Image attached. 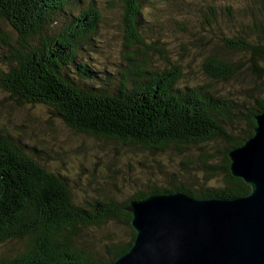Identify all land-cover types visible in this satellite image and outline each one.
Masks as SVG:
<instances>
[{
  "label": "trees",
  "instance_id": "trees-1",
  "mask_svg": "<svg viewBox=\"0 0 264 264\" xmlns=\"http://www.w3.org/2000/svg\"><path fill=\"white\" fill-rule=\"evenodd\" d=\"M200 2L182 4L198 8L206 51L172 0H120L104 39L94 0H0V107L44 109L101 153L71 172L0 123V264H109L135 237L130 201L250 192L228 153L264 112V0ZM103 227L124 239H86Z\"/></svg>",
  "mask_w": 264,
  "mask_h": 264
},
{
  "label": "water",
  "instance_id": "water-1",
  "mask_svg": "<svg viewBox=\"0 0 264 264\" xmlns=\"http://www.w3.org/2000/svg\"><path fill=\"white\" fill-rule=\"evenodd\" d=\"M229 151V171L247 195L195 198L181 191L130 201L131 247L109 264H264V112Z\"/></svg>",
  "mask_w": 264,
  "mask_h": 264
},
{
  "label": "rangeland",
  "instance_id": "rangeland-1",
  "mask_svg": "<svg viewBox=\"0 0 264 264\" xmlns=\"http://www.w3.org/2000/svg\"><path fill=\"white\" fill-rule=\"evenodd\" d=\"M97 7L100 8L102 14V24L100 27V34L106 38V31L110 29L112 31V36L116 33L117 25L120 20V0H94ZM173 3L166 5L168 11L171 12L174 8L177 9V6L180 5L178 12H181L186 15L187 24L189 32L196 33L197 38H202L203 42H210L203 50H209L213 46V41L210 40V35L205 34L201 31L199 26V17L200 14L197 12L198 8L194 5L185 7L182 4L183 0H172ZM200 4H203L201 0ZM171 10V11H170ZM181 39V38H179ZM184 39H187L186 43L189 48V52L193 51L196 46V42L191 38L190 35L185 36ZM99 40V39H98ZM121 38H113V44L115 47H119ZM201 44V43H200ZM98 55V54H97ZM117 53H110V56H116ZM100 63H107L104 57L98 56ZM176 60L177 57L175 58ZM189 60L185 58V61ZM195 61H189L188 65L190 67H195ZM227 88V86H226ZM223 91V89L221 90ZM4 123L8 126L9 130L12 132H19L23 138L29 142L37 143L41 142L43 147L47 149V152L51 158V163L55 164L59 160L65 163V168L69 171L77 172L79 169V164H83L84 167L88 168L87 165L92 161V154L97 153L98 156H101L99 147L91 139H86L79 137L77 134H74L69 128L65 127L64 124L56 117L46 113L44 109L40 108H28L25 106L16 107L10 105H4L0 107V123ZM88 146V148H86ZM93 148V151L91 150ZM85 149V150H82ZM66 154L65 155L63 154ZM58 154V160L53 161L54 156ZM110 154L102 156L105 158ZM132 158V157H130ZM179 171L178 165L174 162L172 171ZM122 229L116 227H103L101 230L90 229L87 231L86 239L88 241L98 240L105 237L108 234H111L112 237L119 238L122 236L124 239ZM121 239V240H122ZM9 247L0 248V254L7 252Z\"/></svg>",
  "mask_w": 264,
  "mask_h": 264
}]
</instances>
